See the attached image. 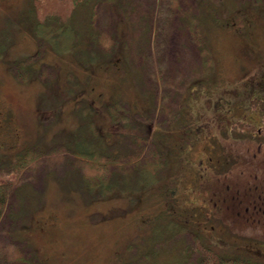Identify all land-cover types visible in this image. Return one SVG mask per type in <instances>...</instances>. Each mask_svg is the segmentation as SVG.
<instances>
[{
    "label": "rangeland",
    "instance_id": "374dc122",
    "mask_svg": "<svg viewBox=\"0 0 264 264\" xmlns=\"http://www.w3.org/2000/svg\"><path fill=\"white\" fill-rule=\"evenodd\" d=\"M123 2L128 11L115 5L97 22L115 29L110 49L90 40L81 6L69 18L76 34L54 40L55 50L32 31L34 0H0V176L16 153L41 150L8 196L0 241L12 235L33 264H195L198 250L204 258L264 262V213L251 203L264 192V166L247 159L252 151L239 128L213 121L233 115L240 127L239 118L254 110L249 94L264 89V3L173 0L195 19L186 28L173 16L161 36L159 0ZM144 4L152 6L149 38ZM124 15L141 29L120 31ZM89 52L96 63L87 62ZM110 102L123 109L117 116L128 111L152 122L147 138L158 163L151 173L128 161L141 139L131 120L128 127L109 121ZM78 103L92 105L90 125L112 136L110 151H100L117 161L104 178L83 174L73 151L55 156L61 141L87 133ZM151 142L144 148L153 151Z\"/></svg>",
    "mask_w": 264,
    "mask_h": 264
},
{
    "label": "trees",
    "instance_id": "16d2710c",
    "mask_svg": "<svg viewBox=\"0 0 264 264\" xmlns=\"http://www.w3.org/2000/svg\"><path fill=\"white\" fill-rule=\"evenodd\" d=\"M126 0H34V3L32 5V31L36 35L37 38H39L41 41L42 38H46L43 40H46L49 44L52 45V48L57 50L56 47L58 45L54 42L57 38L63 37V39L68 38L70 35L76 34L73 27L70 25V20L74 15V12L77 8L81 7L87 10L86 18H85V28L88 31V34L90 36V40L94 41L96 45H99V47L104 49H110L113 46V38L115 36V29L110 28L109 30L104 31V28L107 26L102 25L101 27L98 25V19L99 16L103 15V12L109 14L112 7L115 5L118 6L120 12H126L129 10V3L123 2ZM255 4H259V6H262L264 3V0H251ZM159 9L161 11V14L159 15L158 19L156 20V32L159 35L160 31H162V35L164 31H166L167 27L169 26L170 22L172 21L173 16H179L182 17V20H179V22L184 25L186 28L192 26L191 24L194 22V14L190 9H180V6L173 0H159ZM263 2V3H261ZM148 3V2H147ZM167 3V4H166ZM166 4V7H164ZM85 6V7H84ZM144 7V8H143ZM152 6L144 4L140 6V12L142 17L141 20H145L144 26H142V30H144V38L145 36L149 38L150 35V27H151V21L150 19H147L146 22V16H149L148 8L150 9ZM167 8V9H166ZM158 9V10H159ZM128 14V13H127ZM165 14V15H164ZM126 15V14H125ZM122 16L123 19L121 20L120 31H127L131 28H138L141 29L138 25L140 21H132L127 20L126 17ZM163 16V17H162ZM111 17V14L109 15V18ZM57 20V21H56ZM57 22V23H55ZM55 24H58L56 26H53ZM111 23V20H110ZM104 26V28H102ZM164 31H163V30ZM192 29V28H189ZM54 30H57L55 32ZM51 31H54L53 35H51ZM103 33V34H102ZM167 34V31H166ZM157 35V36H158ZM162 38V37H161ZM61 40L62 43H65ZM60 44L62 45V43ZM42 44V42L40 43ZM148 45V44H147ZM73 47L75 44L72 45ZM117 46V45H116ZM155 47L159 49L160 43H156ZM200 47H202L200 45ZM59 48V47H58ZM124 51H126V46L123 45ZM127 55V53H126ZM108 57V56H107ZM109 58V57H108ZM107 58V59H108ZM87 62L90 63H96L97 58L89 52V56L87 58ZM109 61V60H108ZM110 65L112 63H116V61H109ZM152 106L155 108L156 106V100H152ZM79 108V119L81 120V124L88 125L87 127V133L83 137L79 135L77 138H74L71 142L70 141H61L60 145L64 149L59 150L56 152L55 156L60 155L66 156L67 151L74 152L75 160L73 161H82V168L80 166V169L82 170V173H87L90 177L94 179H100L107 176V169L110 165H113L116 160V157L110 156L109 154L101 153V149H106V151L109 150L110 143L112 142V136L110 137H104V134L100 133V130L98 127L91 126L90 124L95 125V119L94 116L97 115L95 108L90 104H85V106L81 105V103H78L76 105ZM107 109L108 119L112 123L116 122H122V127H128L129 122L128 120H131L130 122L133 124L131 125V128L134 132L135 139L139 138L141 140L138 141L139 149L136 150V154L133 157H129L128 161H130L132 164H140L143 165V167L147 168V171L151 173L157 165L158 161L157 158L155 159V152L156 146L147 138V133L150 129V123L146 124L147 119L138 120L134 114H130L127 111V114L122 116H117L118 110H123L121 108L118 109V103L117 102H110L105 107ZM96 113V114H95ZM125 117V118H124ZM128 123V124H127ZM130 129V128H129ZM81 130V129H80ZM146 130V131H144ZM79 138V139H78ZM144 143L151 142V145L153 148L152 150H148L147 148H144ZM69 146H72L71 148ZM145 149V150H144ZM110 151V150H109ZM21 153H16L15 158L9 163L10 164V172L8 174H5V177L0 176V219L2 217V213L4 210V207L6 206V203L8 201V196L15 186V184L20 179V174L28 170L31 167H34L37 165L38 161L41 159V150L37 147H28L27 149H23L20 151ZM138 153V154H137ZM146 154L152 156H146ZM140 155L144 158V163H140ZM156 155V154H155ZM108 159L105 160V157ZM107 162H105V161ZM150 160V161H149ZM109 162V163H108ZM131 164V165H132ZM78 167V165H77ZM90 167L89 170L87 168ZM85 168V169H84ZM19 178V179H18ZM125 179V178H124ZM140 178L136 176L132 181L133 183L137 184V181ZM12 235L8 237L7 241L1 242L0 241V264H33L31 261H27L26 258H24L21 253L19 252L15 241L11 239ZM6 238V237H5ZM4 238V239H5ZM202 248V247H199ZM208 249L207 247H205ZM196 250V249H195ZM197 251V250H196ZM200 253V250H198ZM207 251H204L202 253H205ZM197 254L196 260H194L195 264H264V262H256L251 261L247 257L242 255H233V256H223L217 253H208L205 258L203 256H198Z\"/></svg>",
    "mask_w": 264,
    "mask_h": 264
},
{
    "label": "flooded vegetation",
    "instance_id": "af4514ba",
    "mask_svg": "<svg viewBox=\"0 0 264 264\" xmlns=\"http://www.w3.org/2000/svg\"><path fill=\"white\" fill-rule=\"evenodd\" d=\"M249 98L253 100L254 110L249 112L250 116L243 114L239 118L240 127H234L232 121L235 120V117L233 115L226 116L221 113L222 115L213 117V121L222 122L223 126L229 125L230 130L239 128L242 132V138L247 141L245 149L252 151L250 156H247V159L254 160L259 165V168H262L264 166V89L249 94ZM258 197L251 203L257 212L263 214L264 192L259 194Z\"/></svg>",
    "mask_w": 264,
    "mask_h": 264
}]
</instances>
